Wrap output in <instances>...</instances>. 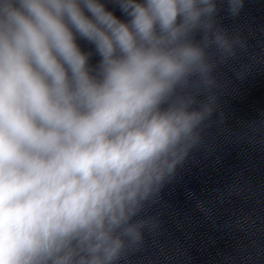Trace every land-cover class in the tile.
<instances>
[{"label": "clouds", "instance_id": "clouds-1", "mask_svg": "<svg viewBox=\"0 0 264 264\" xmlns=\"http://www.w3.org/2000/svg\"><path fill=\"white\" fill-rule=\"evenodd\" d=\"M217 14V0H0V264H119L156 231L141 213L203 145L217 66L246 50Z\"/></svg>", "mask_w": 264, "mask_h": 264}]
</instances>
